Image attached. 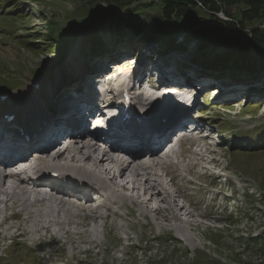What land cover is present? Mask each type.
<instances>
[{
    "label": "rangeland",
    "instance_id": "1",
    "mask_svg": "<svg viewBox=\"0 0 264 264\" xmlns=\"http://www.w3.org/2000/svg\"><path fill=\"white\" fill-rule=\"evenodd\" d=\"M132 6H138V3L135 2ZM223 8L231 10L230 12H234L235 9L234 6H223ZM94 11L101 12L102 16L91 19L90 16ZM121 12V7L116 4L109 5L102 0H91V2L88 0H0V14L8 13V16H13V18H0V92L9 90L6 91V97L0 99V108L6 107L10 102H24L25 107L28 108L31 103L47 100L48 95L51 94L46 93L48 88L63 89L69 84L75 86L81 83L79 79L86 68L95 60L102 58L105 53L111 56L117 49L126 50L128 53L126 57L134 56L136 60L133 66L124 69L127 73H133L143 63L149 62L156 68L172 67V71L181 73L184 78L192 76V73L194 75L207 73L209 71L207 69L213 65L214 56L225 53L224 48L221 47L213 51H198V44L193 39L185 42L187 47L182 53L174 51L166 53L163 47L152 49L154 45L149 47L141 44L140 34L132 35V31L125 23H119L117 16ZM154 13L157 14L152 9L140 13L139 18H144L145 27L151 23L147 19ZM217 16L227 19L223 11H219ZM81 18L84 24L78 25L76 21ZM50 21H53L54 29L53 33L49 34L47 30ZM245 26L243 35L247 37L250 27L264 26V16L259 21L246 23ZM176 35L178 41H183L181 32H176ZM54 36L59 37L64 44L61 52L63 55L57 54L55 46L51 45L55 44ZM150 41L153 40L146 42L149 44ZM95 45H97L96 51H94ZM97 53L102 54L94 58ZM115 61L117 60H113ZM231 69L230 64L225 67L222 62V67L218 69L222 73L217 75L226 78L227 73L223 72ZM263 71L262 66L251 73L261 75ZM120 74L118 72L114 80L109 82L110 87ZM240 78L247 80L248 75L240 73ZM224 81L229 80H220L221 83ZM246 85L248 87V84ZM247 87H237L246 101L237 107H232L230 103L232 100L227 101L228 104L225 102L223 105H218L219 108L213 106V103L219 104L218 98L203 103L200 101L197 118L202 122L212 123L210 129L218 131V137L214 138L213 142L220 146L206 144L204 148L198 149L190 141L182 142L175 154L178 165L168 166V170L177 178L176 185L180 188L184 189L185 185L198 187L201 183L205 191L211 190V193L202 196L196 194L191 202L198 204L197 212H224L219 215L221 224H217L222 228L206 226L205 221L199 225L198 220L197 225L192 223V227L184 226L185 229H180L185 231L189 240L181 239L171 230L159 231L161 234L153 238L161 227L152 226L141 216L143 214L140 215L136 211L133 216L125 215V217L124 214L117 213L103 219L105 234L100 236L99 233L92 237L96 244L101 237V245L94 248L93 244L91 251L85 252L84 255L79 251L69 255L67 248L81 246L79 242H85L84 247L89 246L84 237L76 240L68 234L61 237V242H66L67 248L59 252L60 243L50 237L53 234L57 238L52 228L51 231L48 230L49 235L48 231L42 234L43 232L39 230V234L32 235L26 231L23 237L17 239L18 242L11 243L12 246H7L9 239L2 240L0 236V255H5L0 258V264H39L36 259L42 261L50 257H55L53 258L55 262L62 264H264V242L250 240V237L260 236L264 232V88L258 90L256 86ZM44 92L48 94L45 97H43ZM254 94H260L261 97ZM205 96L204 94L201 98L204 99ZM21 97L23 99L19 100ZM50 104L53 103H47ZM252 104H255V107L248 109V106H253ZM157 111L151 112V118L145 121L147 126L153 124L150 128L160 125L162 118L157 115ZM5 116L1 117L5 118ZM5 136L9 134L6 133ZM227 142L228 145L225 146ZM229 142L232 143L231 146ZM172 160L168 159V163ZM181 165L186 168L185 171L180 170ZM176 167H179L180 174L185 179L179 175V171L175 175ZM211 178L217 179L214 185L209 184ZM221 189H223V192L219 193L221 195L216 194L215 201H211L212 194ZM97 202L98 199L91 205L94 206ZM125 206L130 208L131 204L126 202ZM136 208L141 207L137 205ZM121 212L126 213L124 208ZM149 215L154 214L149 213ZM181 216L185 220H194L186 215ZM207 216L211 217V215ZM42 219L44 222V218ZM223 220H225L224 224ZM208 221L210 220H206ZM153 222L155 223L154 220ZM81 223L86 224L85 221ZM117 224H122L123 227L118 228ZM79 226L82 225L77 227L71 225L68 228L77 231ZM85 228L91 229L89 225ZM186 228L191 229L190 233H187ZM5 231L7 236L13 232L11 229ZM126 236L129 237L128 241L134 244L132 247L124 244ZM32 239H35L39 246H29ZM115 244L117 246L113 247ZM195 245L196 248L192 249ZM2 246L3 248L7 246L5 251ZM51 246H56V250L50 249ZM61 246L64 245L61 243ZM111 249L114 250L109 252Z\"/></svg>",
    "mask_w": 264,
    "mask_h": 264
},
{
    "label": "bare ground",
    "instance_id": "2",
    "mask_svg": "<svg viewBox=\"0 0 264 264\" xmlns=\"http://www.w3.org/2000/svg\"><path fill=\"white\" fill-rule=\"evenodd\" d=\"M117 63L118 62L111 63V65L114 66L115 70L121 68V65H118ZM119 73L121 74L118 77V82L125 74H127V72L126 70L124 71V69H121ZM82 75L83 74H81V77L79 79L81 83H78L75 86L69 84L68 87H63V89H56L54 87L51 89H46V93L51 94L48 95L44 92L43 97H45V95H48V99H42L36 104L31 103V106L28 108L25 107L26 104L24 102H10L6 104L9 108H6L5 110L3 108H0V111L9 117L8 121H3L0 119V142H3L4 140L9 141L11 139L19 140L34 133H37L42 130L49 123L48 120H51L52 117L56 114L59 115V120L56 121L57 123L53 125L48 124L47 126L55 128V126L61 127L64 124L68 125L70 119L63 118L64 116H62V114L66 115L68 113H71L70 115H79V104L86 97V94L88 95L89 93H91V90L93 89L90 83L84 81L87 78V76L85 75L88 74H85L84 76ZM190 84L191 83H188V85ZM162 87L168 86L163 84ZM95 88L99 89L100 86H97ZM164 89L162 90L164 91ZM170 90L173 91L175 89ZM106 91L108 93H111V90L109 89H107ZM107 96L108 95L103 96L104 102H106ZM164 97L166 96H162V98ZM22 99L23 97L19 98V100ZM50 102H52L53 104L47 105V103ZM100 105L101 113H103L102 111H107L109 107L114 109V107L117 106L119 108L118 114L120 115V118L126 117V119L124 120L119 119L117 122H115V124L113 125L115 126V130L110 131L107 134L108 137L112 136L113 138L120 139L121 141H133L134 133L131 127H133L134 124L139 122L140 118L142 119L143 112L136 110L133 105L125 104L119 101L118 99H115L113 101H107L105 105L103 103ZM113 112L116 111L113 110ZM167 125L168 123L159 128L157 131H164V128ZM60 132L61 130H56L54 132V135H57ZM148 132L150 131H145L141 134H147ZM6 133H8L9 136H5ZM70 134H74V132H71ZM29 144L30 143H28V145ZM28 145L24 149H30L32 147ZM95 152V148L91 147L84 151L78 150L70 152L68 150L65 155L59 154L58 156H55L56 158L60 157L65 160V164H70L65 166L66 171H70L72 174H74V169H76L77 172L82 173L81 176L77 175L74 176L73 179H68V182L65 181L66 184L63 185L65 188H71L75 192H80L83 196L87 198H91L89 194L91 190L90 187H92V189H98V198H102V200L109 201L107 204L102 203L100 206H104L107 211L116 214V210H114V207L117 206L118 201L116 199H113L112 201L110 200V197H113V195L116 194V191L112 188L110 184H112L116 178H121L120 189L128 191V194L125 193L124 195H117V197H125L129 201L135 202L136 206L139 205V207H141L140 209L136 208V211H138L139 214H143L145 217L149 216V213L154 214L155 224L159 228L162 227L163 224H169L173 219H177L178 223L175 224L176 235L178 234L179 237L183 240H189V237L185 233V231H180V229H185L183 225H185L186 227H192V223L193 225L198 224V216L197 214H194L193 210H190L184 202H181L176 212V210L173 208V205L168 202L163 187L160 188L158 186L159 183L157 179L152 181L149 179L150 174H148L147 172H142L139 175L138 172L130 170L128 166H119L115 164L116 162L114 160L108 159L103 155L95 156ZM56 158L53 159L55 160ZM106 161L111 162V164H109L108 166H104L103 164H105ZM178 163L179 162H177L175 165H178ZM50 165H53V163H51L49 160H44L39 164V166L41 167H48ZM180 168V170L182 171L186 170L183 165H181ZM174 171L176 175V173H178L179 171V167H176ZM182 174L185 176L184 172H182ZM88 175L107 176V182H102V185L95 186L91 182L92 180L90 181L88 179ZM179 175H181L180 171ZM181 177L184 178L182 175ZM49 182L57 184V181L49 180ZM10 186L12 187L13 185L11 184ZM154 188H156V191H154ZM42 200L43 199L36 200L35 204L43 206L44 204ZM7 201L8 206L16 204L19 207V209L17 210V215H21L22 213L26 212L28 217L32 219V232L34 234H37L41 228L45 227V229H48L50 225H55L58 228L55 234L56 236H59L65 233H61L59 231L64 229L67 225H70L71 223V225H73L74 227H77L78 225H86L81 222H74L70 211L64 208L60 209V211L55 214L51 213V208L46 204L43 206L42 210L38 208L32 209L33 204L29 202L27 198H24L23 200L18 199L15 194L7 195ZM160 202H165L167 204V207L162 208ZM151 204L153 205V207L150 206ZM1 213L2 209H0V214ZM91 213L93 216L96 214L100 215L99 204L93 208ZM178 214L180 216L186 215L188 218H194V220H191L193 222H191L190 220H185L182 222ZM205 215H210V213ZM42 218H44V222L42 221ZM5 230L7 229L5 228L2 234L7 236ZM23 232L26 233V231L24 230ZM92 233L95 234L96 229H93ZM13 234L14 233L12 232L8 236Z\"/></svg>",
    "mask_w": 264,
    "mask_h": 264
},
{
    "label": "trees",
    "instance_id": "3",
    "mask_svg": "<svg viewBox=\"0 0 264 264\" xmlns=\"http://www.w3.org/2000/svg\"><path fill=\"white\" fill-rule=\"evenodd\" d=\"M91 2V0H88ZM109 5L121 7L122 12L117 16L119 23H125L132 31V35H139L142 41L153 40L158 46L166 47L167 51H183L185 42L195 40L198 51L224 48L225 53L216 55L212 59L214 70L230 64V73L238 74L246 71L253 75L259 67H264V26L250 27L248 36L244 37L243 31L246 23L259 21L264 16V0H102ZM138 1V2H137ZM140 1V2H139ZM142 1V2H141ZM138 6H132L134 3ZM223 3V4H222ZM223 6H234V12L224 9ZM11 9V8H10ZM153 10L157 14L148 17L151 22L148 27L144 18H139L144 10ZM9 10V9H8ZM10 11V10H9ZM138 14H134L135 12ZM223 11L227 19L217 16ZM0 14V18H13ZM101 12L94 11L91 19H98ZM15 18V17H14ZM78 25H83L82 18L77 20ZM48 33H53V21L49 22ZM176 32H181L183 41L176 39ZM175 33V34H174ZM55 37V36H54ZM55 52L61 53L63 42L56 36ZM95 47V48H94ZM93 48L96 51L97 45ZM205 53V52H200ZM254 53L255 55H252ZM257 77H264V71ZM256 239L264 240V232Z\"/></svg>",
    "mask_w": 264,
    "mask_h": 264
}]
</instances>
